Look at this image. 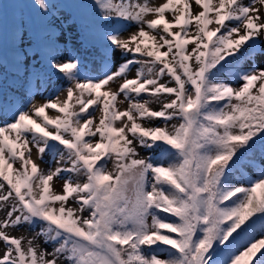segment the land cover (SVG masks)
Instances as JSON below:
<instances>
[{
    "label": "snow or ice",
    "instance_id": "1",
    "mask_svg": "<svg viewBox=\"0 0 264 264\" xmlns=\"http://www.w3.org/2000/svg\"><path fill=\"white\" fill-rule=\"evenodd\" d=\"M18 5L0 264H264V0Z\"/></svg>",
    "mask_w": 264,
    "mask_h": 264
},
{
    "label": "rangeland",
    "instance_id": "2",
    "mask_svg": "<svg viewBox=\"0 0 264 264\" xmlns=\"http://www.w3.org/2000/svg\"><path fill=\"white\" fill-rule=\"evenodd\" d=\"M56 2L62 3V2H64V0H56ZM19 3L22 5H28L29 4L28 0H19ZM0 4H3V6H4V23H5V26L10 27L9 30H11L14 22L17 19H19L20 17H24L25 19H28L32 15L31 10L26 6L25 7L18 6L17 8H13V6L10 4V2L8 0H0ZM25 11H26L28 16L26 14H24ZM10 13H13L11 21L9 19ZM33 22L37 25L39 24L38 19H35ZM257 59H258V62L264 61V56L258 57ZM0 247H2V245H0Z\"/></svg>",
    "mask_w": 264,
    "mask_h": 264
},
{
    "label": "bare ground",
    "instance_id": "3",
    "mask_svg": "<svg viewBox=\"0 0 264 264\" xmlns=\"http://www.w3.org/2000/svg\"><path fill=\"white\" fill-rule=\"evenodd\" d=\"M9 2H10V4L13 6V8H17L19 5L18 4H20L19 3V0H8ZM28 2H29V4L31 3V0H28ZM24 14H26L27 15V13H26V11L24 12ZM12 16H13V13H10V15H9V19H10V21L12 20ZM28 16V15H27ZM9 29H10V27H9ZM37 99L39 100V99H41L40 97H37Z\"/></svg>",
    "mask_w": 264,
    "mask_h": 264
},
{
    "label": "trees",
    "instance_id": "4",
    "mask_svg": "<svg viewBox=\"0 0 264 264\" xmlns=\"http://www.w3.org/2000/svg\"><path fill=\"white\" fill-rule=\"evenodd\" d=\"M247 171L249 172V174H254L251 168H248Z\"/></svg>",
    "mask_w": 264,
    "mask_h": 264
}]
</instances>
